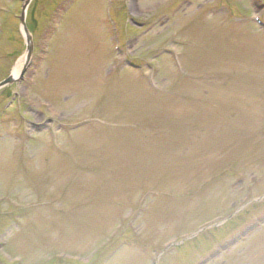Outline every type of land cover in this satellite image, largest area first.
Instances as JSON below:
<instances>
[{
	"label": "rangeland",
	"instance_id": "1",
	"mask_svg": "<svg viewBox=\"0 0 264 264\" xmlns=\"http://www.w3.org/2000/svg\"><path fill=\"white\" fill-rule=\"evenodd\" d=\"M22 2L0 0V81L22 61L0 90V264H151L245 204L158 264H264V225L228 244L264 216V29L223 13L250 0H33L27 62Z\"/></svg>",
	"mask_w": 264,
	"mask_h": 264
},
{
	"label": "water",
	"instance_id": "2",
	"mask_svg": "<svg viewBox=\"0 0 264 264\" xmlns=\"http://www.w3.org/2000/svg\"><path fill=\"white\" fill-rule=\"evenodd\" d=\"M28 3V2H27ZM24 14V11H23ZM22 25H23V32L25 34V41L27 44V56H30L31 51H32V45H31V38L24 26V20L22 19ZM13 82V78L9 77L8 79H6L5 81L0 83V88L4 87L5 85L11 84Z\"/></svg>",
	"mask_w": 264,
	"mask_h": 264
},
{
	"label": "bare ground",
	"instance_id": "3",
	"mask_svg": "<svg viewBox=\"0 0 264 264\" xmlns=\"http://www.w3.org/2000/svg\"><path fill=\"white\" fill-rule=\"evenodd\" d=\"M22 61H20L19 63H17L16 67L14 68V73H17L21 67ZM15 75V74H14Z\"/></svg>",
	"mask_w": 264,
	"mask_h": 264
}]
</instances>
